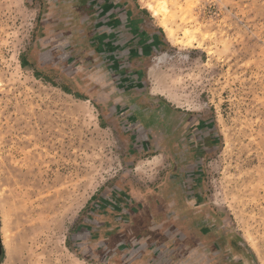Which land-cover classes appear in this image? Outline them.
Masks as SVG:
<instances>
[{
    "label": "rangeland",
    "instance_id": "374dc122",
    "mask_svg": "<svg viewBox=\"0 0 264 264\" xmlns=\"http://www.w3.org/2000/svg\"><path fill=\"white\" fill-rule=\"evenodd\" d=\"M94 3L0 0L1 264H264V0Z\"/></svg>",
    "mask_w": 264,
    "mask_h": 264
},
{
    "label": "crops",
    "instance_id": "0c3cea01",
    "mask_svg": "<svg viewBox=\"0 0 264 264\" xmlns=\"http://www.w3.org/2000/svg\"><path fill=\"white\" fill-rule=\"evenodd\" d=\"M127 6V3H126ZM107 7L101 6L98 9V13H97V21L98 23L100 21L101 22V27H97L98 29L95 30L96 34V40L98 43V49L101 51V54L104 52H108V53H116L117 51L120 52L122 50L126 51L129 50V46H131V41L130 40H134V35L138 36L136 31L134 28H132L131 25H125L127 27H125L124 29H118V27H120V19H119V15L118 13H116V10L118 9H114L113 14L111 13L112 16V22L108 20V18L106 17L107 15L110 14V12H107ZM121 13V17L123 14L126 15H130V16H136L137 14L140 13V11L143 9L142 7H138L135 6V8L129 7V8H123L121 6V8H119ZM117 25L113 30H109L107 29L108 26H104V25ZM117 29V30H116ZM154 34L156 33L155 31L153 32ZM155 39L156 41V45L160 44V40L158 39V36L156 35L155 37H152L150 35V39H149V43L153 42V39ZM138 37L135 39L137 40ZM134 44V42L132 43V45ZM140 44V43H139ZM130 52V51H129ZM130 53L134 54V51H131ZM116 59V56H115ZM109 61V60H108ZM114 62H120V61H114V60H110L109 62H107V65H112V63ZM117 64V63H116Z\"/></svg>",
    "mask_w": 264,
    "mask_h": 264
},
{
    "label": "water",
    "instance_id": "95a60500",
    "mask_svg": "<svg viewBox=\"0 0 264 264\" xmlns=\"http://www.w3.org/2000/svg\"><path fill=\"white\" fill-rule=\"evenodd\" d=\"M94 1L95 0H58V2H60V5L61 6H63V4H64L63 7H65L66 6L65 4H67V6L69 8L72 7V12L74 14H77V13L80 14V13H83L82 11H84L85 14H86L85 17H84L85 20H86V22L88 20L89 21L90 20L91 21L93 20V21H95V23H97V21H96L98 19L97 18V13L99 11H98V7H97L98 4H95ZM63 17L65 18V16H63ZM66 17H70V16H66ZM82 18L83 17L81 15V17H80V19H81L80 23L81 22H85ZM65 19H68L69 20L70 18H65ZM75 28H77V27H75ZM95 30H96V28L95 29H92V32H90L92 36L91 35L89 36L88 41L90 42V44H92L95 47V51H97V54L100 56L101 55V52L98 49V43H97V40L95 38L97 33L95 32ZM67 31H65V33ZM84 36L85 35H83V36L82 35H79V37H82V38H84ZM103 62H104V60H103ZM106 65H107V63H106ZM107 66L109 68L112 67V65H107ZM2 253H3V250H2V240H1V235H0V264H1V256H2Z\"/></svg>",
    "mask_w": 264,
    "mask_h": 264
},
{
    "label": "trees",
    "instance_id": "16d2710c",
    "mask_svg": "<svg viewBox=\"0 0 264 264\" xmlns=\"http://www.w3.org/2000/svg\"><path fill=\"white\" fill-rule=\"evenodd\" d=\"M22 66H23V67H26V66H27L26 63H25L24 61H22Z\"/></svg>",
    "mask_w": 264,
    "mask_h": 264
}]
</instances>
